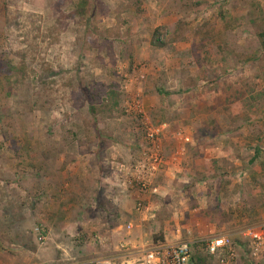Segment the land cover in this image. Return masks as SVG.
I'll return each instance as SVG.
<instances>
[{"label":"rangeland","instance_id":"obj_1","mask_svg":"<svg viewBox=\"0 0 264 264\" xmlns=\"http://www.w3.org/2000/svg\"><path fill=\"white\" fill-rule=\"evenodd\" d=\"M84 2L85 15H76ZM157 28L169 42L163 49L150 44ZM259 31L264 0H0V264H146L147 248L162 243L160 220L146 221L148 246L116 241L103 227L114 219L102 221L114 212L102 199L89 210L85 192L117 174L156 196L169 158L165 134L176 135L165 145L174 154L183 148L188 164L211 146L202 139L224 136L244 107L264 120ZM9 65H25L26 76L8 74ZM111 90L118 107L104 110ZM162 125L155 150L147 135ZM152 156L158 171L145 187L119 171ZM200 181L193 175L188 187ZM177 202L163 221L179 235L196 220L184 212L194 203ZM133 203L138 218L149 211L143 201ZM263 224L249 229L260 233ZM224 232L236 255L223 256L227 264H264V249L256 251L242 231ZM196 240L189 242L193 255H206Z\"/></svg>","mask_w":264,"mask_h":264},{"label":"crops","instance_id":"obj_2","mask_svg":"<svg viewBox=\"0 0 264 264\" xmlns=\"http://www.w3.org/2000/svg\"><path fill=\"white\" fill-rule=\"evenodd\" d=\"M235 120L240 123L237 127ZM173 134H165L162 139L163 150L166 154L168 152L169 158L160 169L159 188L154 190L156 196L145 195L130 188L117 174L99 181V187L90 185L89 192H85L86 202L91 201L87 207L89 210L102 199L111 208L110 211L114 212L113 216L106 214L102 220L110 222L114 219L107 226L103 223L108 237L112 236L116 241H125L133 246H148L151 242L148 226L153 218H158L160 224L156 232L160 231L162 243L172 245L182 239L189 240V243L196 237V241L202 245L207 236H214L210 239L227 236L232 240V236L223 235L224 231L235 235L249 230L256 223H264V120L261 116L255 121L252 115H247L244 107L241 118L232 115L228 120L224 136L214 134L202 139V143L212 139L211 146L204 149L200 159L188 164L182 157L185 153L183 148L174 154L170 153L174 149L172 144L165 145L176 139ZM115 153L122 156V153ZM205 160H212L214 164L205 165ZM193 175L202 181L188 187ZM139 200L145 203L149 211L138 218L133 202ZM180 200L194 203V207L185 208L184 212L186 218L196 221L195 224H185L184 233L176 235L167 228L169 224L163 221L166 217L163 213L168 208L173 209L172 205ZM131 222L142 224V228L127 231L126 225ZM24 263L26 260L16 261V264Z\"/></svg>","mask_w":264,"mask_h":264},{"label":"built area","instance_id":"obj_3","mask_svg":"<svg viewBox=\"0 0 264 264\" xmlns=\"http://www.w3.org/2000/svg\"><path fill=\"white\" fill-rule=\"evenodd\" d=\"M166 126L162 125L156 129H151L147 135L148 141L153 149L159 148V136L163 134ZM154 157H145L143 162L138 163L134 169H125L121 166L119 171H129L133 182L142 184L144 187L150 182L146 180L148 175L150 178L158 171L157 159L154 158L153 163L150 160ZM118 169V168H117ZM145 182V183H144ZM260 228V233H254L251 229L242 233L245 240L251 241V245L256 251L264 249V224ZM132 225H129V230ZM204 253L218 260V264H227L223 256L228 255V260L236 258L233 242L229 237H219L209 239L203 242ZM122 250H127V245H121ZM192 248L189 243L181 242L172 245L166 243L152 244L144 252V261L146 264H192ZM94 264H112L106 260H98Z\"/></svg>","mask_w":264,"mask_h":264},{"label":"trees","instance_id":"obj_4","mask_svg":"<svg viewBox=\"0 0 264 264\" xmlns=\"http://www.w3.org/2000/svg\"><path fill=\"white\" fill-rule=\"evenodd\" d=\"M76 15H85V2L83 3V6H81ZM257 38L259 40L261 49L264 51V31H259L257 33ZM151 46L154 48H159V49H163L165 47L168 46L169 42L165 41L164 39H162V34L159 28L155 29L153 35H152V39L150 42ZM17 71V72H16ZM16 72V73H15ZM8 74H19L22 77L26 76L27 73V69L25 67V65L20 66L19 68H14L12 66H8V70H7ZM118 107V95L114 90H111L108 93V97L106 99V103H104L103 105V109L104 110H115ZM90 112L93 116H97V109L92 107L90 109ZM210 163L214 164V161L212 160H205V165H209ZM17 242H20L21 237L15 239ZM14 241V240H13ZM24 248L28 249L31 252H35L36 249L34 246L29 247L28 245L25 244H21ZM212 259H214L213 257H210L208 255H203V253H198L196 256H194L192 254V264H211Z\"/></svg>","mask_w":264,"mask_h":264}]
</instances>
